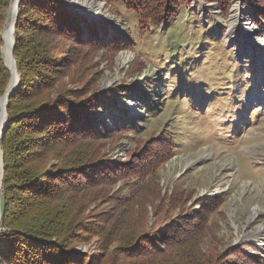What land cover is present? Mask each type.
Wrapping results in <instances>:
<instances>
[{
    "label": "rangeland",
    "instance_id": "1",
    "mask_svg": "<svg viewBox=\"0 0 264 264\" xmlns=\"http://www.w3.org/2000/svg\"><path fill=\"white\" fill-rule=\"evenodd\" d=\"M91 1L62 4L109 45L81 47L84 59L69 68L63 84L79 97L95 96L89 116L107 133L105 158L126 162V169L101 188L103 197L82 217L96 223L99 212L114 211L115 220L117 202L112 205L104 194L129 200L110 247L102 250L105 238L91 236L75 245V253L108 262L120 237L144 217L149 246L157 253L154 264H184L186 247H175L167 233L173 226L196 225L202 227L190 240L201 251L190 256L201 253L208 264H264V26L253 21L261 0H231L227 8L212 0H185L171 20L158 24L105 0H93L101 11L88 16ZM235 6L241 11L235 29L254 26L242 47L229 41ZM82 35L89 38L85 30Z\"/></svg>",
    "mask_w": 264,
    "mask_h": 264
},
{
    "label": "trees",
    "instance_id": "2",
    "mask_svg": "<svg viewBox=\"0 0 264 264\" xmlns=\"http://www.w3.org/2000/svg\"><path fill=\"white\" fill-rule=\"evenodd\" d=\"M62 1L20 0L17 7L12 52L19 85L8 97V123L0 137V264H145L148 259L147 264H154L157 253L149 246L152 234L144 230V217L137 220L139 226L132 224L134 228L120 237L108 262L75 253V245L89 241L91 236L105 238L102 250L110 247L118 239L116 226L124 224L122 215L129 199L121 197L118 201L105 189L112 205L117 202L115 220L111 218L114 211L99 212L101 218L96 223L82 217L89 205L103 197L101 188L126 169V162L105 158L102 139L107 133L100 132V123L94 125L89 116L95 96L79 97L82 94L63 84L69 68L83 57L81 47L90 51L92 46L105 48L109 43H100L96 28ZM105 1L120 2L140 21L158 24L171 20L185 0ZM212 1L224 8L231 2ZM10 3L0 0V97L11 75L1 53V34ZM258 4L254 5L253 21L263 28L264 0ZM84 30L89 38L82 35ZM109 224L102 235L103 226ZM196 226L189 230L173 226L167 233L169 237L173 234V239L163 242L186 247L189 257H183L184 264H208V257L201 253L198 259L190 256L192 250L201 251L190 240L202 227Z\"/></svg>",
    "mask_w": 264,
    "mask_h": 264
},
{
    "label": "bare ground",
    "instance_id": "3",
    "mask_svg": "<svg viewBox=\"0 0 264 264\" xmlns=\"http://www.w3.org/2000/svg\"><path fill=\"white\" fill-rule=\"evenodd\" d=\"M16 1L17 0H13L12 1L10 17H9V20H8L9 23H10V25L4 31V34H3V38L5 40V46L3 47V53H5V56L7 58L8 66L11 68L12 74H14V67H13V65L9 61L10 52H9V48H8V45L7 44H8V41L10 39L9 36L12 35L10 28L12 29V25L14 24L13 23L14 18H15L14 5H15V2ZM92 1L87 5L88 6V9L85 11V14L88 15V16L90 14L92 16L95 12L101 11V5H100V3L99 2L98 3H95V1H93V2ZM240 16H241V11L239 10V8L237 6H235V8L233 9V11L231 13V22H230V25L233 28V30H232V28H230V31H229L230 32V34H229V41H231L232 44H235V46L238 43L242 47V45L244 44L243 42H246L247 40L250 41L251 38L253 37V35L255 34V32L253 30V27H254L253 25L251 27L249 25L247 27H243V29H241L242 31L241 30L240 31H237L235 29L236 26H237L236 24H238V20H240ZM243 18L244 17L242 16L241 19H243ZM11 21L13 23L12 25H11ZM254 39H255V37H254ZM255 42L258 44V41L257 40ZM13 43L14 42L12 41L11 42V45ZM6 103H7V96H4V97H2L0 99V130H1V126H2L1 124H3V123L6 122V111H5ZM1 158H2V155H1V152H0V179H2L1 178V171H2V169H1ZM0 183H1V180H0ZM0 188H1V184H0ZM254 213H255L254 210L251 211V214H250V217L251 218L254 216Z\"/></svg>",
    "mask_w": 264,
    "mask_h": 264
},
{
    "label": "water",
    "instance_id": "4",
    "mask_svg": "<svg viewBox=\"0 0 264 264\" xmlns=\"http://www.w3.org/2000/svg\"><path fill=\"white\" fill-rule=\"evenodd\" d=\"M19 2H20V0H17L15 2V5H14V13H15V18H14V21H13L14 24L12 25V29H11V34L12 35H10V37H9L10 39L8 41V44H7L8 48H9V52H10L9 61L14 67V74H12L11 68L8 66L6 56H5V63H4L6 65V67L9 68L10 73H11L10 79L8 81L9 83H8L6 89H5L4 94L2 95V97L7 96V102H8L9 95H11L18 88V85H19V81H18V77H17V73H16L15 61H14L13 52H12L13 44L11 45V42L13 41L14 26L16 25L15 22H16V17H17V13H18V8L17 7L19 5ZM2 97H0V99ZM6 105H7V103H6ZM7 123H8V117H7V113H6V122L1 124L2 126H1V130H0V137H1V134L5 131ZM2 157H3V155H2ZM1 169H2V158H1ZM2 174H3V169L1 171V178H2ZM0 216H1V213H0Z\"/></svg>",
    "mask_w": 264,
    "mask_h": 264
}]
</instances>
